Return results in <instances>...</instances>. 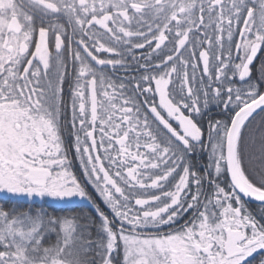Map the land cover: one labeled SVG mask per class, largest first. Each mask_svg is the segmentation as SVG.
Here are the masks:
<instances>
[{"label": "snow or ice", "instance_id": "snow-or-ice-1", "mask_svg": "<svg viewBox=\"0 0 264 264\" xmlns=\"http://www.w3.org/2000/svg\"><path fill=\"white\" fill-rule=\"evenodd\" d=\"M0 264H264V0H0Z\"/></svg>", "mask_w": 264, "mask_h": 264}, {"label": "trees", "instance_id": "trees-1", "mask_svg": "<svg viewBox=\"0 0 264 264\" xmlns=\"http://www.w3.org/2000/svg\"><path fill=\"white\" fill-rule=\"evenodd\" d=\"M259 59V58H258ZM258 62V60L257 61H255V63H254V65H253V67H252V69H253V72H252V77L253 78H255L256 77V63ZM118 75H123L124 74V72H123V70H121L119 73H117ZM226 114L225 113H223L222 112V110L219 108V107H217V106H215V105H213L212 106V108L208 111V112H206V113H204L203 115H200V116H197L196 118L198 119V120H201L202 122H203V124H204V127L206 128L207 127V121H208V119H210V118H216V119H220V118H222V117H224ZM257 115H259V114H257ZM256 115V116H257ZM256 116H254L253 118H255ZM259 119V118H258ZM77 170H78V163H77ZM249 206L251 207V208H253V209H255V207H256V204L255 203H251V202H249ZM63 208V205H53L52 207H50L49 208V211H60L61 209ZM63 210H73V211H75V210H77V209H67V208H63Z\"/></svg>", "mask_w": 264, "mask_h": 264}, {"label": "rangeland", "instance_id": "rangeland-1", "mask_svg": "<svg viewBox=\"0 0 264 264\" xmlns=\"http://www.w3.org/2000/svg\"><path fill=\"white\" fill-rule=\"evenodd\" d=\"M254 63H255V61H254ZM65 88L67 89V85H65ZM257 114H260V111H258L256 114H254L253 117L256 116ZM54 205H62V204H54Z\"/></svg>", "mask_w": 264, "mask_h": 264}, {"label": "water", "instance_id": "water-1", "mask_svg": "<svg viewBox=\"0 0 264 264\" xmlns=\"http://www.w3.org/2000/svg\"><path fill=\"white\" fill-rule=\"evenodd\" d=\"M258 111H260V110L258 109V110H257V112H258ZM257 112H256V113H257ZM256 113H254V114H256ZM254 114H253V115H254ZM250 202H251V203H255V204H256V202H255V201H250Z\"/></svg>", "mask_w": 264, "mask_h": 264}, {"label": "flooded vegetation", "instance_id": "flooded-vegetation-1", "mask_svg": "<svg viewBox=\"0 0 264 264\" xmlns=\"http://www.w3.org/2000/svg\"><path fill=\"white\" fill-rule=\"evenodd\" d=\"M253 65H254V63H253ZM253 65H252V67H253Z\"/></svg>", "mask_w": 264, "mask_h": 264}]
</instances>
